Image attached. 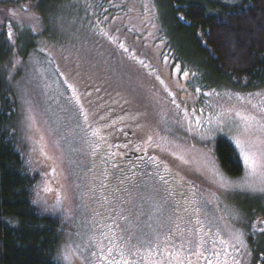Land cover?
<instances>
[{"label": "rangeland", "instance_id": "374dc122", "mask_svg": "<svg viewBox=\"0 0 264 264\" xmlns=\"http://www.w3.org/2000/svg\"><path fill=\"white\" fill-rule=\"evenodd\" d=\"M206 1L235 6L243 0ZM92 4L94 9L87 10L86 6L91 7ZM56 9L60 12L56 20L44 26L33 13L15 10L13 7H1L0 20L5 24L12 23L13 33L14 27H28L40 37L46 27L47 33L50 34L48 40L40 39L38 46L27 58L21 56L14 58L10 75L18 103L17 126L22 145L36 169L35 203L44 212L62 218V237L58 252L65 247L69 239L74 244H82L89 237L94 236L93 242H96L97 238L103 241L101 246L105 248L109 243V240L104 238L102 229L96 225L100 195L94 189L96 177L90 168L91 162L97 160L102 162L104 156L97 153L99 141L96 134L93 135L96 131L80 114L79 107L73 99L72 89L68 85H73L84 109L86 99L66 77L63 63L67 56L87 54L91 48L98 46L102 48L103 53L112 55L106 57L101 74L110 75L109 83L116 79L117 75L120 78L118 83H121L117 89L125 92V95L131 92L132 105H136L139 111L144 113L137 117L136 125L142 122L144 124L134 129L133 123L123 127L118 142H123L127 138H136V145L133 144L134 150L149 151L144 157L135 160L131 166L135 174L129 180L137 183L133 185L134 191L131 189L127 191L120 202L112 203L109 208L117 211V215L114 216L112 232L108 233V236L112 237L113 233L116 237L130 234L133 242L136 243L158 232L162 240L167 229L172 226L179 235L183 233L181 235L183 241L191 240L195 243L197 236L192 234L197 228H201L200 225L195 224L197 213L193 209L196 206L183 201V196L180 195V192H185L191 187L196 191L195 198L201 208L199 219L203 222L201 229L206 241L205 254L212 255V240L216 238L217 231L220 232V238L225 240L229 238L230 233L239 232L243 233L247 250L251 252L250 256L243 254L242 264H253V247L248 238H255L259 232L254 231L253 226L256 229L262 226L255 222L249 223L244 212L252 203L254 205L255 199H262V202L264 195L239 191L224 194L212 183L211 173L197 169L200 168L202 155L207 153L216 161L217 168L226 178L237 180L239 177L232 178L223 171L214 153V144L219 138L228 140L235 148L232 139L226 133H214V139L211 140L201 139L196 132L185 131L176 121L183 120L185 107L190 113V118L193 110L196 113L195 118L206 120L210 116L215 117L218 113L233 109L245 115H255L257 120H260L259 107L264 102V89L248 93L229 89L228 93H223L222 90H225L219 88L218 84L210 79L208 85L197 94L191 87L193 77L184 79L181 73H177L175 68L168 65L161 69L159 74L153 65H149L144 54L138 61L142 60L146 67L152 68L154 76L137 70L133 59L115 49L120 48L119 44L122 43L129 54L134 55L135 51H130L125 39L115 41L114 34L121 36L122 29L129 26L132 32L137 30L135 32L141 35L143 43L153 42L156 37L155 26H157L164 35L159 41L160 47L169 49L168 52L172 54L171 51H175V43L169 39L171 25L164 18L165 15L167 16V9L165 10L162 0H68ZM119 10L121 13H118ZM92 11L94 14L99 13L104 16V26H95L92 16H84ZM115 13L117 16L113 18ZM108 15L112 17L109 19ZM124 15L128 17H125L126 20L122 18ZM86 17H88L87 21L84 20ZM129 42L132 44V41ZM155 49L152 50L154 53H156ZM195 61L199 63L194 57ZM198 65L200 70H205L200 63ZM199 74L201 75L200 71ZM157 76L164 81L163 84L156 79ZM178 82L186 91L177 88ZM166 87L168 91H165ZM128 88L130 92L127 91ZM169 92L175 96L176 103L181 105L180 109L172 103ZM205 92L212 94L205 96ZM257 93L261 95H256ZM237 97L244 99L240 100ZM253 105L257 107L254 108ZM201 109H203L202 113ZM85 111L87 112L86 109ZM29 115L32 116V120L28 119ZM93 117L95 120L96 116ZM97 118L98 116L96 120ZM235 119L238 122V118ZM98 123L96 122V125L100 128ZM128 130L133 131L134 135H129ZM123 131L129 136L126 137ZM150 135L153 136V142L148 144L146 141ZM112 148L108 147L107 150L111 151L105 153L111 156L107 158L108 162L106 161L110 169L109 175L124 177L128 169L117 172L121 167V158L113 156L114 148ZM117 151H119L118 156L122 154L125 159L127 154L120 149ZM236 151L238 153V150ZM179 155L185 156L193 163L183 165L176 159ZM151 157H156L162 162L159 167L152 162ZM241 162L243 164L242 160ZM165 164L168 165L170 172L164 170ZM160 175L166 178L167 183L159 179ZM100 180L104 183L103 178H99ZM182 183L184 187H180ZM45 186L51 191H45ZM174 193L177 195L175 196ZM188 195L191 196V193ZM217 197L219 199H216ZM57 200H61L62 204L57 206ZM105 208H108L107 205ZM109 214L111 215L110 212ZM185 230L190 234L187 235ZM114 242L119 241L114 240ZM215 247L222 248L223 245L217 244ZM210 258L214 259L213 256ZM220 259L223 261L226 258L221 255ZM203 263L206 262L201 261V264Z\"/></svg>", "mask_w": 264, "mask_h": 264}, {"label": "trees", "instance_id": "16d2710c", "mask_svg": "<svg viewBox=\"0 0 264 264\" xmlns=\"http://www.w3.org/2000/svg\"><path fill=\"white\" fill-rule=\"evenodd\" d=\"M67 1L0 0V9L27 8L28 11L24 12L33 13L44 26L56 20L57 14L60 13L56 8ZM162 3L165 10L167 9V16L164 18L171 25L169 39L175 43V51H171L172 54L168 52L169 49L160 47L159 41L164 35L157 26L153 42L143 43L141 35L135 32L137 30L132 32L129 26L122 29L121 36L114 34L115 41L123 38L130 46V51H135L134 55H131L121 48L115 49L133 59L137 70L152 75V68L141 65L138 61L144 54L146 61L153 65L159 74L166 65L173 69L174 65H180L195 71L197 76L193 77L191 82L193 91L197 87L202 90L210 79L225 90H222L223 93H228L229 89L246 93L264 89V0H243L235 6L206 0H162ZM86 7L87 10L94 9L93 4ZM118 13H121L120 10ZM88 15L92 16L95 26H104V16L94 14L93 11L84 16ZM116 16L117 13L113 18ZM125 17L127 16L122 18L126 20L128 17ZM84 20L87 21L88 17ZM14 34L17 37L15 44L5 43L6 37L0 30V264H56L62 237V218L44 212L35 203L36 169L22 145L17 126L18 103L10 75L14 58H27L38 46L40 39L48 40L50 34L47 33L46 27L40 37L28 27H14ZM110 56L112 55L103 53L102 48L97 46L91 48L87 54L67 56L63 63L66 77L86 99L85 109L89 118L98 116L95 121L101 126L99 129L103 140L118 142L114 128L110 125L117 127L118 122L120 126L125 127L133 123L134 129L138 127L137 117L144 113L139 111L136 105H132L130 88L127 90L130 94L127 95L117 89L121 86L117 75L116 79L109 83L110 75L101 74L104 61ZM165 56L169 58L167 62ZM194 57L205 70L199 69V63L194 62ZM115 97L119 101L118 106L114 103ZM108 98L112 101L107 102ZM124 101L127 102L126 105L121 106ZM123 117H129L131 120L124 122ZM127 132L134 135L133 131ZM127 132L124 133L126 137ZM119 134L121 136V133ZM136 140L127 138L123 142ZM135 153L141 157L147 152L136 150ZM214 153L228 176L235 178L243 174L241 159L228 140L219 138L214 144ZM261 200L255 199L254 205L252 203L244 213L249 223L255 222L264 227V223H261L264 221V200ZM248 240L253 247V264H261V259H264V233L258 232L255 238L249 237Z\"/></svg>", "mask_w": 264, "mask_h": 264}, {"label": "snow or ice", "instance_id": "6c2138e0", "mask_svg": "<svg viewBox=\"0 0 264 264\" xmlns=\"http://www.w3.org/2000/svg\"><path fill=\"white\" fill-rule=\"evenodd\" d=\"M21 10L28 11L27 8H22ZM13 15H15V11H13ZM180 19L184 18L180 17ZM0 30L3 31V35L6 37L5 43L15 44L17 37L14 36L12 23L3 24L0 22ZM105 35H107V33H105ZM119 47L125 52L128 51L122 43L119 44ZM168 59L169 58L165 56L166 62ZM139 63L141 65L144 64L142 60L139 61ZM173 67L177 73L182 74V78L184 79L197 76V73L189 68L181 67L180 65H174ZM156 79L160 80V77L157 76ZM65 83H67V81H65ZM160 83L163 84L164 81L160 80ZM68 86L72 89L73 99L79 107L80 114L87 123L89 113H87L83 105L80 104L79 96L76 95V90L73 85L69 84ZM177 88L186 91L179 82L177 83ZM165 91H168L167 87ZM200 91L201 89L199 87L195 89L196 93H200ZM168 94L172 96V103L176 105L177 109H180L181 105L176 103L175 96H173L172 92ZM211 94L212 93L208 92L204 93L205 96ZM216 95H219V93H216ZM256 95L261 94L257 93ZM237 99L243 100L244 98L237 97ZM249 103H251L250 100ZM253 107L255 108L257 106L253 105ZM200 112L202 113L203 109H201ZM259 112L261 113L260 120H257L255 115H245L233 109L225 110L218 113L215 117L210 116L204 120L195 118V110L191 113L192 118H190V113L185 107L183 109V120L176 121L185 131L189 133L196 132L201 139H214V133H226L230 136L235 149L238 150L239 158L243 161V175L237 180H229L219 171L216 166V161L207 153L202 155V159L199 162L200 168L197 169L198 171L204 169L211 173L212 183L226 195L236 191L253 194L260 193L264 195V102L261 103ZM235 118H238V122ZM28 119L32 120L33 118L29 115ZM205 125H208V127H205ZM257 133H260V135H257ZM95 134L96 133H93V135ZM152 142L153 136L150 135L146 143L151 144ZM176 159L180 160L183 165H190L193 163V161L183 155L176 156ZM151 160L157 167L162 163L158 161L156 157H151ZM163 167L166 172L171 171L168 165L165 164ZM157 175H159V173H157ZM159 179L167 183L164 176L160 175ZM101 187L103 188L105 185L101 183ZM180 187H184V184L182 183ZM44 190L51 191L47 186H45ZM188 193H191V199L187 202L196 206L193 209L197 213L195 224L200 225L202 228L203 222L199 219L201 208L199 207V201L195 198L196 191L188 187L187 190L181 192L180 195L186 197ZM37 195H39V193H37ZM216 199L219 198L217 197ZM61 204L62 201L57 200V206ZM185 211H187V209H185ZM261 223H264V221ZM117 227H119V225H117ZM253 230H257L255 226H253ZM258 231L264 233V227H260ZM108 232H112L111 226L108 227ZM197 232H200L199 228ZM172 235L173 233L169 230V233L164 234V239L161 241V236L157 232L153 233L150 238L134 243L133 237L130 234L121 235L119 237H116L114 233L112 237L104 234V238L109 240L106 248L101 246L103 243L101 240H97L93 243L95 239L94 236L89 237L88 240L82 244H74L71 239H69L65 247L58 252L56 264H185V261H187V264H193L192 256H194L197 261L203 258L206 264H242L243 254H247L248 256L251 255V252L247 250L243 233L232 232L229 234V238L225 240L220 238L219 231L215 233L216 238L212 240L213 248L211 252L214 259L205 255L207 249L205 248L206 241L203 235H200L198 241H196L195 248L189 247L185 251V245L182 243L180 245V250L165 254L167 252V246L172 243ZM181 235H183V233H181ZM114 240L119 242L116 243ZM192 243L193 241H188L189 245ZM217 244L223 245V247L216 248L215 245ZM162 245L165 249L163 252L160 251ZM173 247H175L174 244ZM142 248L145 250L142 251ZM81 249H83V251ZM189 252L191 256L188 255ZM221 255L226 259L221 261ZM261 264H264V259H261Z\"/></svg>", "mask_w": 264, "mask_h": 264}, {"label": "flooded vegetation", "instance_id": "af4514ba", "mask_svg": "<svg viewBox=\"0 0 264 264\" xmlns=\"http://www.w3.org/2000/svg\"><path fill=\"white\" fill-rule=\"evenodd\" d=\"M114 99H115L114 103H117V106H118L119 101L116 100V97ZM109 101H112V99L108 98L107 102H109ZM114 103H112V105ZM126 103L127 102L124 101L121 106H125ZM128 120H131V119L129 117H127V118L123 117L124 122H127ZM98 121H99V119H98ZM116 123H118V122H116ZM88 125L96 131V137L98 138V141H99L97 153L104 156L102 162H100L98 160L91 162L90 168L96 177V180H94V185H95L94 189L97 190L98 194L100 195V205H99L98 210H97L98 214H97V219H96L97 220L96 225L102 229V231L104 232L103 235L104 234L108 235V233H109L108 232V226L109 225L111 227L113 226L112 222L117 215V211H113V209H109V208H110L112 203L120 202L122 200V198L124 197V194L127 191H129L130 189L132 191H134V186H135V184L137 185V183L129 180V178L134 177V174H135V172L133 171L134 168L131 169L132 168L131 166L135 160L139 159L140 156H138L137 153H135L136 150H134V147H133V144L136 145L135 141H133V142L125 141V142H120V143L113 142V141H108V142L104 141L103 136L100 132V129L96 125V121L94 119L93 120L90 119V120H88ZM116 125H118V126L115 127V125H110V127L114 128V132L116 134V137L119 139L120 138L119 133L123 130V126H120V124H116ZM141 125H142V123L139 124L138 127H140ZM108 127H109V125H108ZM108 147L114 148V149L112 148L113 152H114L113 153L114 157L121 158V163H120L121 167L117 172L126 171L125 169H128L126 172L127 173L126 176H124V177H120V176L112 177L109 175L110 169L106 165V161H107V158H110L111 156H110V154L105 155V153H107L108 151H111V150H107ZM118 149H120L122 152H125L127 154V155H125V159H124V156L122 154L120 156H118V153H119V151H117ZM137 150H142V149H137ZM146 152L148 153L149 151H146ZM143 154L144 155H142L141 157H144L146 155V153H143ZM103 169H104V173H103ZM103 175H104V177H102ZM99 178H103L104 183L102 180L99 181ZM101 183H103L105 185V187L102 188ZM176 195H177V193L175 194V196ZM171 197L173 198V196H171ZM190 199H191V196L187 195L186 197L183 196L182 200L188 201ZM106 205L108 207L107 209L105 208ZM108 211L111 213V215L110 214L108 215V213H109ZM197 229L194 231V234H192V235L197 236L196 239L194 240L195 243H192L191 245H189L188 241H183V239H181L182 236L176 232L174 227L171 226L170 228H168L165 234L169 233V230H171L173 235H172V243L167 246V252L165 254L180 250V245L182 243L185 245V249H184L185 251L189 247L195 248L196 241H198L200 235L203 234V237H204L203 229L199 228L200 232H197ZM185 232L187 235L190 234V233H188L187 230H185ZM163 239H164V235H163L161 241H163ZM96 240H98V239L96 238ZM93 243H95V241ZM173 244L175 245V247H173ZM160 251H162V252L165 251L163 245L161 246ZM188 255L191 256V253L189 252ZM205 255L208 256L207 254H205ZM208 257L210 258V257H212V255H209ZM191 258L193 260V264H201V261H205L203 258H201L199 261H197L194 256H192ZM185 264H187V261H185ZM203 264H206V263H203Z\"/></svg>", "mask_w": 264, "mask_h": 264}]
</instances>
